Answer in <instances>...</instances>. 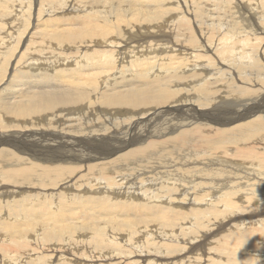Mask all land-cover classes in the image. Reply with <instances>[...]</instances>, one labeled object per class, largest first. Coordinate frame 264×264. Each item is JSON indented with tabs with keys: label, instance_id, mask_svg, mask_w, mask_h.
Wrapping results in <instances>:
<instances>
[{
	"label": "bare ground",
	"instance_id": "bare-ground-1",
	"mask_svg": "<svg viewBox=\"0 0 264 264\" xmlns=\"http://www.w3.org/2000/svg\"><path fill=\"white\" fill-rule=\"evenodd\" d=\"M115 1L82 0L80 3L77 0L74 8L68 4V0L15 1L17 4H14L13 12L25 13L27 20L21 27L19 20L13 19L12 24L14 25L11 26L16 30H11L14 31L13 34L18 35L16 47H13L9 41L3 44L5 50H1L4 54L0 60V71L3 70L0 74V85L4 79L6 80L11 75L12 77L2 86L3 90L0 92V159H77L78 165L82 162H94L93 159H115L116 161L145 159L146 163H149L152 160L164 162L167 159H219L225 161L233 155L249 157V161L251 157H254L253 163L244 160L225 161V174L245 178L247 182L251 181L255 188L250 190V195L256 197V203L261 201L264 205V0H217L219 4L227 6L223 10V15L226 16L223 18L230 31L228 35L242 34L239 38L242 40L240 42L242 47L239 51L227 52L222 45L212 61H202L210 53L216 52L215 44L209 37L213 29L210 28V25L205 29L195 30L187 21L179 23L171 16L156 15L155 13L161 12L159 4L169 0H123L121 4H115ZM56 2L59 3L56 9L66 8L68 10L61 11L63 16H68L72 12L76 15L71 17L66 28H56L54 36L49 38L47 34L49 25L45 26L46 28L42 26L43 23L49 24V22H43L44 17L41 11L44 12L49 4ZM102 2H107L106 7ZM24 3L26 6L23 8ZM135 4L140 6L135 8L132 6ZM251 4V8L255 11L252 17L248 13V15H245L244 12L240 13L239 7H249ZM36 5L38 6L37 15L35 23L32 25L36 32H31L28 37L29 43L24 46L29 48L31 55L26 60L24 59L25 61H21L19 54L13 58L14 52L15 50L19 52L23 46L20 42L27 31L25 28L29 26L31 18L29 20L28 18ZM113 7H124L126 12L114 13L112 12ZM94 8L99 10L96 14L104 13L106 16L100 19L99 17H103L102 14L96 15L93 11ZM134 8L135 10L132 12ZM54 10L51 8L45 14H51ZM94 15H96L95 19H92ZM241 16L243 19L240 20ZM250 17L257 25L255 31L259 32H255L251 28ZM116 18L125 19V25L130 24V29H126L123 25L116 28L114 25L106 30V25L102 22L119 23ZM195 18L204 21V17L199 12L195 14ZM243 23L247 26L242 27ZM35 34L36 37H33ZM246 40L255 49L250 52L249 56L245 55L244 42ZM33 43L35 44L34 48L31 46ZM92 44L95 49L89 51ZM113 44L125 46V48H122L120 53V49L113 47ZM58 47L70 54H76L77 50L85 51L82 55L73 56V64L69 63L70 57H65L64 62L58 63L54 61L53 57L51 60L50 56H47L48 51L52 52V55L57 54ZM43 50L44 54H42ZM98 50L101 51L99 56L94 58L89 55ZM109 52L116 56L112 58L114 62L106 63L108 61L106 55ZM10 58H13V62H15V65L13 64L14 66L10 68L15 71L6 77V66ZM228 58H231L233 62V72L225 71L226 66L221 65V62ZM117 59H120V62H117ZM82 61L86 62L85 65L82 64ZM21 63L24 64L19 66ZM40 63L49 64L40 67ZM48 65H51L52 68H49ZM74 65H78L75 74L79 77L83 76L80 80L72 83L74 86L80 81L87 80L86 74L90 71L99 70L96 72L98 76L94 75L92 79L95 78L108 85L122 83L123 87L129 88L120 91L116 97L102 98L97 96L95 82L90 80L86 83L85 88L82 87L77 91L73 86L75 93L67 94L62 89L67 85H65L64 74L61 71ZM124 69L125 71H123ZM124 72L132 79H138L137 84L123 78L121 74ZM150 75L154 77L149 79ZM25 78L30 79L18 83L19 80ZM172 78L174 79L170 82ZM188 78H193L194 81L185 82L184 80ZM205 83L213 85L201 88V85ZM66 88L71 87L67 86ZM191 88L195 90L192 92ZM202 91L204 96L200 94ZM105 93L111 92L106 91ZM225 96L233 97V100L223 98ZM93 101L95 103L90 107L89 103ZM214 102L217 103L216 106L213 105ZM195 104L198 107L206 108V110H198ZM110 107L118 109L117 116L112 112L102 111L104 108ZM92 111L106 113L108 120L115 119L113 123H117L121 127L115 129L110 127L109 136L91 137L87 141L77 142V139L70 137L67 133L55 132L56 127L64 126L66 123L58 120L51 122L47 118L49 115L59 114L77 116V122L73 123L72 128L92 132L93 128L89 124L91 119L89 112ZM97 118L101 117L97 114ZM31 129L38 130L31 131ZM219 150L222 153H219ZM245 160L247 159L245 158ZM129 168L127 166V169ZM62 173L65 174L66 171ZM207 176L214 178L215 169L208 168ZM236 191L233 190V193L235 194ZM115 192L120 196L124 195L117 188H115ZM248 201L250 202V200ZM248 205L246 204V206ZM246 206L244 205L245 210ZM242 207V204L236 203L234 199L233 210L244 212ZM239 208L243 210H238ZM248 209L251 212L246 210V217L242 216V212V215L238 216L240 218V220L238 219L239 227L245 219L250 227L234 231L239 241L233 242V250L230 255H236V258L232 256L231 264H242L244 260L248 259L242 255L251 252L253 244L251 246L250 243L264 236V222L258 224L254 215L257 214V211L253 213L252 207ZM115 211L124 214L120 202L115 205L108 217H117ZM205 213L212 214L213 219L219 217V213L213 208H206L203 211V214ZM86 214L85 217L89 219L91 218L89 216L95 213L89 211ZM79 216L82 217L83 213L80 212ZM76 218L75 222L79 220L78 216ZM158 219L165 222L162 218ZM233 222L235 223V221ZM198 223L203 226L205 224L203 221ZM210 223L211 221H209ZM205 225V227L209 226ZM245 225L247 226V224ZM257 226L262 227L263 230L258 231ZM91 229L87 230L91 231ZM87 230H83V232ZM74 232L76 233V231ZM207 232L205 231L201 235L203 243H208V239L211 237L214 238L213 232L210 234ZM258 242L264 243L261 239ZM181 246V243H171L166 246V251L172 252L173 249L181 248ZM52 247L56 249V257L65 264H76L75 262L81 264L79 258L85 259L83 251L80 252L82 256H77L76 248L70 245L54 244ZM248 248L250 250H247ZM261 249H257V251L260 250V255L263 254ZM86 251L93 255L88 256L90 263L84 264H99L105 259L117 258L113 254L105 252L91 249ZM65 252L70 253L65 254ZM199 253L197 254L199 255ZM161 255L164 256L162 249ZM169 255L171 257L173 253ZM93 259L98 260L99 263ZM136 263H124L117 258L112 264ZM173 263L175 264L176 261Z\"/></svg>",
	"mask_w": 264,
	"mask_h": 264
},
{
	"label": "rangeland",
	"instance_id": "rangeland-1",
	"mask_svg": "<svg viewBox=\"0 0 264 264\" xmlns=\"http://www.w3.org/2000/svg\"><path fill=\"white\" fill-rule=\"evenodd\" d=\"M15 1L0 0V60L4 54L1 50H5L3 44L10 41L11 45L13 44L12 46L16 47L18 35L13 34L16 30L12 28L14 25L12 24L13 19L17 18L21 23V27L24 26V21L27 20L25 13L13 12L14 4H17ZM81 1L79 0L80 3ZM76 3L77 0H68V4L73 8ZM121 3H123V0L115 1V4ZM102 4L106 7L107 2H102ZM37 5L34 6L32 14L28 18V20L31 19L29 20V26L25 28L27 30L26 35L22 33L24 37L22 35L23 38L20 44L23 46L19 52L16 50L14 52L13 58L19 54L21 61H25L31 55L29 48L24 46L29 43L28 37L31 32L35 31L32 25L35 23ZM58 5V2L49 4L44 12L41 11L44 17L43 22H49V24H42L44 28L49 25V31H47L49 38L54 36L56 28H66L71 17L76 15L72 12L68 16H63L61 11L68 10L66 8L56 9ZM95 5L94 2V7ZM135 5L132 6L135 8L140 6ZM25 6L26 3L23 4V8ZM159 7L161 12L155 13L156 15L171 16L179 23L187 21L195 30L205 29L208 25L213 28L209 37L215 44L216 52L210 53L202 61L214 60L217 50L222 45H224L227 52L239 51L242 47L240 44L242 40H239L242 34L233 33L228 35L230 31L223 18V10L227 6L219 4L217 0H169L160 3ZM251 7L252 4L249 7L242 6L239 7V11L241 14L244 12L245 15L250 14L252 17L255 11ZM51 8L55 9L51 12L52 15L45 14ZM256 9L259 10L258 7ZM93 11L96 14L99 10L94 8ZM112 12L122 14L126 12V9L124 7H113ZM197 12L204 17V21L195 18ZM260 13L262 12L260 11ZM99 14L103 16L99 17L100 19L106 16L104 13ZM96 15L92 19H95ZM251 17L249 18L250 24H252L251 28L255 31L257 25L251 20ZM116 19L119 23L107 24L102 22L106 25V30L114 25H116V28L123 25L126 29H130V24L125 25V19ZM241 19H243L242 16ZM73 20L76 22L75 19ZM241 26L246 27L247 24L243 23ZM34 36L36 37V34ZM13 38L15 41H13ZM35 41L38 40L35 39ZM244 45L246 47L245 55L249 56L251 51H255L248 40L244 42ZM31 46L34 48L35 44L33 43ZM112 46L118 47L120 53L121 49L125 48V46L117 44ZM93 49H95V46L92 44L89 51ZM84 51L77 50L76 54H70L68 51L59 48L57 54L52 55V52L48 51L47 56H50L51 60L53 57L54 61L58 63L64 62L65 57H70L69 63L73 64V56L82 55ZM44 53L43 50L42 54ZM100 54L101 51L98 50L96 53L92 52L89 55L95 58ZM115 56L116 54L109 52L106 55L108 60L106 63L114 62L112 58ZM13 58H10L9 63H7L6 77L15 71L10 68L15 65ZM117 62H120V59H117ZM85 63V61H82L83 65ZM23 64L21 63L19 66ZM40 64V67H45L49 63ZM221 65L226 66L225 71L233 72L231 58L223 60ZM48 66L52 68L51 65ZM77 69L78 65H74L61 71L64 74L65 85L71 87H62L67 94L75 93L72 83L83 77L75 74ZM2 72L1 69L0 74ZM96 72L90 71L87 73L86 76L89 79L80 81L74 88L79 91L82 87L85 88L88 81H94L95 93L102 98L116 97L117 94H120V91L129 88L123 87L122 83L108 85L95 78L92 79L94 75L98 76ZM121 76L128 82L133 81L136 82L135 84L138 82V79H132L126 72L122 73ZM11 77L12 75L2 81L0 92L3 90L2 86L10 81ZM151 77L154 76L150 75L149 79ZM29 79L19 80L18 83L26 82ZM184 81L193 82L194 79L188 78ZM212 85L205 83L201 85V88H208ZM190 90L193 92L195 89L191 88ZM106 91L111 93L106 94ZM200 94L204 96L203 91ZM223 98L233 100V97L225 96ZM94 103L95 101L89 103L90 107ZM216 104V102L213 103L214 106ZM195 107L200 111L206 110V108L198 107L196 104ZM102 111L112 112L116 116L119 112L115 107L104 108ZM89 113L91 115L89 124L93 128L92 132L72 128L73 123L77 122V116L71 117L67 114H59L49 115L47 118L51 122L58 120L66 123L64 126L56 127L55 132L67 133L70 137L77 139V142L87 141L91 137L109 136L110 127L112 129L121 127V125L113 123L115 119L108 120L106 113L97 111ZM97 114L101 118H97ZM34 130L38 129H31V131ZM219 153H222V151L219 150ZM228 158L225 161L239 162L244 160L253 163L254 160V157H251V160L248 161L249 157L234 155ZM93 160L94 162H82L77 165V159H0V264H65L56 257V249L52 247L54 244H67L76 248L77 256H82L80 252L83 251L86 260L79 258L81 264L90 263L88 256L93 254L86 251L88 249L113 254L124 263L174 264L173 261H176L175 264H231L232 256L236 258V255H230L231 250H233V242L239 241L234 231L250 227L246 219L239 227L238 219L240 220V218L238 216L242 215L241 212L243 213L242 216L246 217V213L251 212L248 208L252 207V212L257 211V214H259H254L258 220L257 223L263 224L264 222V205L261 201L256 203V197L250 195V190L255 187L251 181L247 182L245 178H237L232 174L226 175L225 161L219 159H167L164 162L152 160L146 163L145 159ZM127 166L130 168L127 169ZM208 168L215 169L214 178L207 176ZM64 171H66L65 174L62 173ZM115 188L121 190L124 195L117 194ZM233 190L240 192L236 191L235 195ZM257 195L259 194L257 193ZM247 196H251L252 199ZM234 199L236 203L240 202L242 204L243 209L245 208L244 205L249 204L246 206L248 211L246 212L245 209L244 212L233 210ZM119 202L124 214L115 211L117 217H108V214L113 211L115 205ZM206 208H213L214 211L219 213V217L213 219L212 214H203ZM89 211L95 213L92 216L88 215L92 219L85 217ZM80 212L83 213L82 217L79 216ZM74 216H78L79 220L77 222H75L77 218ZM158 218L164 219L165 222ZM202 221L209 226L205 227V224L203 226L198 223ZM209 221H211L210 224ZM257 228L258 231L263 230L262 227L257 226ZM87 229H91V231ZM83 230L87 231L83 232ZM205 231H208L207 234L213 232L212 236L214 238L208 239V243H203V238H201L202 233ZM247 233L249 234V232ZM50 238L56 239L48 240ZM260 239L264 242V236H261ZM260 239L250 243L251 246L253 244L251 252H248L247 255L241 254L242 257L248 258L242 264H253L254 260V264L258 262V264H264V249H261L264 248V243L258 242ZM171 243H181L182 246L173 249L172 252H167L166 246ZM257 247L262 250V255H260V250L257 251ZM255 248L257 249L255 250ZM161 249L164 251V256L161 255ZM247 250H250V248ZM69 253L65 252V254ZM171 253L173 255L170 257L169 254ZM71 258L73 259V256ZM117 258L105 259L102 263H99L96 259L93 260L99 264H112Z\"/></svg>",
	"mask_w": 264,
	"mask_h": 264
}]
</instances>
